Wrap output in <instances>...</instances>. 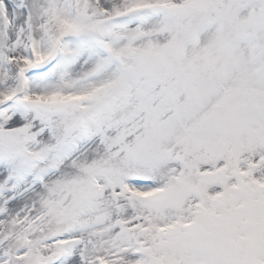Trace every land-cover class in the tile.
I'll return each mask as SVG.
<instances>
[{"label": "snow or ice", "instance_id": "obj_1", "mask_svg": "<svg viewBox=\"0 0 264 264\" xmlns=\"http://www.w3.org/2000/svg\"><path fill=\"white\" fill-rule=\"evenodd\" d=\"M0 264H264V0H0Z\"/></svg>", "mask_w": 264, "mask_h": 264}]
</instances>
